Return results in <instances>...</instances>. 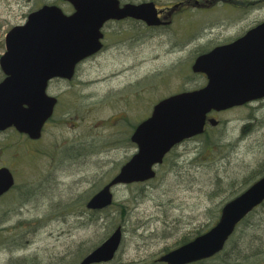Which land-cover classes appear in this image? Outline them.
<instances>
[{"label": "rangeland", "instance_id": "374dc122", "mask_svg": "<svg viewBox=\"0 0 264 264\" xmlns=\"http://www.w3.org/2000/svg\"><path fill=\"white\" fill-rule=\"evenodd\" d=\"M155 1L170 24L149 30V49L143 24L108 22L104 51L73 80L50 83L48 92L59 101L41 139L0 134V167L8 164L16 180L0 198V264H69L79 248L104 241L119 224L121 248L102 264L157 261L184 237L212 227L243 178L264 162L262 100L215 112L218 127L178 144L154 178L114 187L106 211L91 213L81 203L135 153L128 138L156 103L205 85L206 77L191 69L199 53L264 21V0H236L233 7L231 0ZM44 4L74 10L67 0H0V56L7 32ZM208 138L229 146L209 154ZM263 262L264 251L243 264Z\"/></svg>", "mask_w": 264, "mask_h": 264}, {"label": "water", "instance_id": "95a60500", "mask_svg": "<svg viewBox=\"0 0 264 264\" xmlns=\"http://www.w3.org/2000/svg\"><path fill=\"white\" fill-rule=\"evenodd\" d=\"M67 1L73 6V13L66 14L56 5H44L6 34V52L0 57V67L6 74L0 82V131L15 127L31 139L42 136L58 101L47 93L49 80L73 78L76 65L102 48V28L107 21L131 17L149 25L162 23L151 1L126 3L122 7L119 0ZM248 41H253L251 46ZM192 71L205 74L207 84L154 105L151 115L131 135L137 151L89 199L88 209L101 210L112 205L116 186L154 178L155 168L177 144L204 132L211 111L264 98V22L236 42L198 56ZM209 122L214 126L218 123L214 118ZM14 182L10 169L1 167L0 196ZM263 202L264 176L227 202L210 230L163 254L158 261L191 264L219 254L238 224ZM122 239V226H118L79 264L112 261Z\"/></svg>", "mask_w": 264, "mask_h": 264}, {"label": "trees", "instance_id": "16d2710c", "mask_svg": "<svg viewBox=\"0 0 264 264\" xmlns=\"http://www.w3.org/2000/svg\"><path fill=\"white\" fill-rule=\"evenodd\" d=\"M153 1H155V0H153ZM210 49H208L207 51L203 50L198 55L203 54L205 52H208ZM208 134H209L208 130H205V132L202 135L197 136L195 138H199L202 136L204 137V136H207ZM128 140L130 141V138H128ZM204 146L208 147L205 150L207 152H209V154H210L211 148H213L214 146L218 147L217 148V151H218L221 148L226 149V147H228L229 145H228V143L224 145L223 142H221V141L220 142L218 140L212 141L208 138L206 140V144L203 145V147ZM224 149L221 152H223ZM263 175H264V162H261V163H259V165L256 169H254L252 172H250L249 174H247L243 178V180L240 183V187L238 189L234 190L235 192L236 191L237 192L236 193L233 192V195L236 196L239 193L243 192L247 187H249L251 184H253L256 180H258ZM91 196L92 195H90V196L84 195V196L80 197L82 199L81 203L86 206L85 201L87 202ZM234 196H232L231 198H233ZM106 210L107 209H104L102 211L101 210L100 211L89 210V212L100 214L101 212L106 211ZM263 213H264V203L262 205H260L259 207H257L255 210H253L250 215H248L246 218H244L239 223V225L235 231V234L232 235L231 238L228 240V242L230 240L231 241H230V245L226 249H224L221 253L215 255L214 257H212L210 259L199 261L197 263H192V264H206L207 262L209 263V262H213V261H217V262L212 263V264H243L244 260L248 263H249V261L254 260L255 257L259 256L264 251V240H262V236L258 232L259 229H262L263 233H264V218L262 220ZM93 223H94V221H91L90 225ZM113 225H114V223L112 224V226ZM119 225H121V224H119ZM210 228L204 229V230H199L192 237H184L182 239V241L180 243H178V245H176V247L191 241L195 237H197V236L205 233L206 231H208ZM254 230H256V231H254ZM100 242L101 241H98L97 243H95L94 245H91L87 249L79 248L77 255H76V258L73 259L69 264H77L88 252H90L92 249H94L96 246H98ZM167 251H168V249L166 250V252ZM141 264H164V263H160L157 261H153V262L149 263V261H146V262H143Z\"/></svg>", "mask_w": 264, "mask_h": 264}, {"label": "flooded vegetation", "instance_id": "af4514ba", "mask_svg": "<svg viewBox=\"0 0 264 264\" xmlns=\"http://www.w3.org/2000/svg\"><path fill=\"white\" fill-rule=\"evenodd\" d=\"M199 0H196V2H198ZM156 2V1H155ZM184 1H182V2H180V3H178V4H180V5H182V4H185V2L183 3ZM221 2V1H220ZM156 4H157V6H158V2H156ZM177 4V5H178ZM229 4H230V6H232V5H235V4H240V3H237V1L236 0H231L230 2H229ZM245 4H248V2H245ZM121 5H123V4H121ZM172 6H174L175 7V5L174 4H171ZM184 6V5H183ZM233 7V6H232ZM158 8H160V14H159V16L160 17H162L163 16V14H162V8L161 7H159L158 6ZM242 9H244V8H242ZM162 19V18H161ZM119 22V23H121V22H125V21H131V22H136L137 24H139V25H141V24H143L144 26H145V35L144 36H146V41H147V44H148V49H149V30H152V31H154L155 29L157 30V28L158 27H166V26H168L169 24H170V21H166L165 19H162V22L163 23H161L160 25H153V26H150V25H148V24H146V23H144V22H142V21H138V20H135V19H132V18H126V19H123V20H115L114 22ZM111 22V21H110ZM264 22V21H263ZM256 26V25H255ZM254 27V26H253ZM252 28V27H251ZM251 28H249L247 31H245V32H242L240 35H236V36H234V38L233 39H231V40H228V41H226V42H224V43H220V44H218V45H215V46H213L211 49H213V48H216V47H218V46H222V45H226V44H231V43H233V42H236L237 40H239L240 38H243L244 36H246L248 33H249V31H250V29ZM103 33H104V36H103V39H102V42H103V47H102V50L99 52V53H102L103 51H104V49H105V41H106V31H103ZM252 42L253 41H248V43H249V46H251V44H252ZM213 43H214V41H213ZM209 45H210V43H208ZM210 49V50H211ZM96 55H94V56H92V57H95ZM92 57H90V58H92ZM90 58H88V59H86V60H84L83 62H81V63H79L78 65H77V69H79L80 68V66L82 65V64H84L87 60H89ZM148 62H149V59H148ZM77 71L78 70H76V73H77ZM5 77V75H4V73L0 70V82L3 80V78ZM54 80H61V79H54ZM262 100H264V99H259V100H257V101H262ZM217 114V113H216ZM214 115H215V113L213 112V113H211V114H209V116L208 117H214ZM208 126V124L206 125V127ZM8 130H12V131H16L14 128H9V129H6V130H2V131H0V134L2 135V134H4V133H6ZM5 151V147H3V146H1V151H0V153L1 154H3V152ZM2 166H8V164H6V163H3L2 165H1V167ZM9 167V166H8ZM10 168V167H9ZM11 169V168H10Z\"/></svg>", "mask_w": 264, "mask_h": 264}]
</instances>
